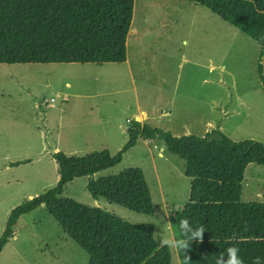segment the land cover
I'll list each match as a JSON object with an SVG mask.
<instances>
[{
  "label": "rangeland",
  "instance_id": "obj_1",
  "mask_svg": "<svg viewBox=\"0 0 264 264\" xmlns=\"http://www.w3.org/2000/svg\"><path fill=\"white\" fill-rule=\"evenodd\" d=\"M131 27L137 33L127 36L122 64L0 65V236L13 209L55 187L58 166L46 145L68 156H114L129 139V123L138 121L175 137L219 129L232 141L264 146L259 45L191 0H134ZM184 165L163 141L139 139L119 165L94 177L141 169L152 216L94 200L86 177L68 183L61 197L132 225L152 224L159 248L163 236H175L172 219L188 200ZM241 200L264 202L263 166L246 167ZM169 249L172 264H180L179 252ZM87 263L43 206L19 219L0 253V264Z\"/></svg>",
  "mask_w": 264,
  "mask_h": 264
},
{
  "label": "trees",
  "instance_id": "obj_2",
  "mask_svg": "<svg viewBox=\"0 0 264 264\" xmlns=\"http://www.w3.org/2000/svg\"><path fill=\"white\" fill-rule=\"evenodd\" d=\"M233 25L264 52V0H191ZM134 0H0V65L122 64L127 59V36ZM261 62V60H260ZM259 77L264 91L262 68ZM126 144L114 156L107 150L85 156L53 154L58 166L55 187L23 202L9 215L0 236V253L13 236L19 219L43 206L62 231L88 256L87 264H172L169 247H156L152 224L132 225L100 208L63 198L65 186L86 177V189L136 214L153 215V203L141 169L94 179L122 162L137 140H161L166 150L184 161L190 179L186 204L172 219L173 233L187 218L204 225L201 242L179 252L180 264H216L232 245L240 248L245 264L260 257L264 264V202L241 200L245 169L264 167V146L256 141L235 142L219 129L203 136L175 137L169 131L131 121ZM25 162H17V166ZM235 236V240L230 239Z\"/></svg>",
  "mask_w": 264,
  "mask_h": 264
},
{
  "label": "clouds",
  "instance_id": "obj_3",
  "mask_svg": "<svg viewBox=\"0 0 264 264\" xmlns=\"http://www.w3.org/2000/svg\"><path fill=\"white\" fill-rule=\"evenodd\" d=\"M165 217L162 218L161 224L165 223ZM169 223V222H167ZM180 236H163L160 240L161 246H167L178 252L184 253V260L188 262V257L186 253L190 250L192 242H201L203 240V234L206 231L204 225H197L193 227L190 221L185 218L180 221L179 224ZM230 239L235 240V236ZM226 255L221 253L217 256L216 264H245V261L240 255V248L238 246L232 245L226 248ZM261 260L260 257H256L253 264H259Z\"/></svg>",
  "mask_w": 264,
  "mask_h": 264
},
{
  "label": "water",
  "instance_id": "obj_4",
  "mask_svg": "<svg viewBox=\"0 0 264 264\" xmlns=\"http://www.w3.org/2000/svg\"><path fill=\"white\" fill-rule=\"evenodd\" d=\"M260 66H261V68H262V77H263V81H264V52H263V55H262V57H261V63H260ZM49 89L46 91V92H44L42 95H41V97L38 99V104H40L41 103V101L43 100V98L45 97V95H47L48 93H49ZM164 146H165V144H164ZM45 151H47V152H49L50 154H54V151L52 150V149H50L47 145L45 146Z\"/></svg>",
  "mask_w": 264,
  "mask_h": 264
},
{
  "label": "crops",
  "instance_id": "obj_5",
  "mask_svg": "<svg viewBox=\"0 0 264 264\" xmlns=\"http://www.w3.org/2000/svg\"><path fill=\"white\" fill-rule=\"evenodd\" d=\"M135 33H137V30H135ZM125 62H127V59H126ZM143 114H144V113H143ZM103 131H105V133H106L107 130H102V132H103ZM206 132H207V130H205V133H206ZM202 136H203V135H202ZM54 151L56 152V151H59V150H58V149H54ZM94 177L96 178V175H95Z\"/></svg>",
  "mask_w": 264,
  "mask_h": 264
},
{
  "label": "bare ground",
  "instance_id": "obj_6",
  "mask_svg": "<svg viewBox=\"0 0 264 264\" xmlns=\"http://www.w3.org/2000/svg\"><path fill=\"white\" fill-rule=\"evenodd\" d=\"M130 33L132 34V33H135V31L133 30V28L131 27V29H130Z\"/></svg>",
  "mask_w": 264,
  "mask_h": 264
},
{
  "label": "built area",
  "instance_id": "obj_7",
  "mask_svg": "<svg viewBox=\"0 0 264 264\" xmlns=\"http://www.w3.org/2000/svg\"><path fill=\"white\" fill-rule=\"evenodd\" d=\"M53 100H51V102H52Z\"/></svg>",
  "mask_w": 264,
  "mask_h": 264
}]
</instances>
